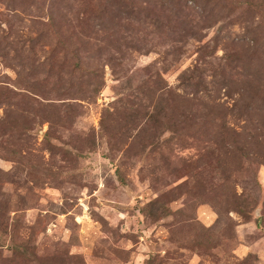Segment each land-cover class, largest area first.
Listing matches in <instances>:
<instances>
[{
  "label": "rangeland",
  "instance_id": "1",
  "mask_svg": "<svg viewBox=\"0 0 264 264\" xmlns=\"http://www.w3.org/2000/svg\"><path fill=\"white\" fill-rule=\"evenodd\" d=\"M262 2L0 0V264H264Z\"/></svg>",
  "mask_w": 264,
  "mask_h": 264
},
{
  "label": "trees",
  "instance_id": "2",
  "mask_svg": "<svg viewBox=\"0 0 264 264\" xmlns=\"http://www.w3.org/2000/svg\"><path fill=\"white\" fill-rule=\"evenodd\" d=\"M263 5H264L263 2L262 3H259V4L258 3H255V7L254 8L261 10L262 9L261 6H263ZM261 12H262V14H264V11L261 10ZM240 212L245 213L243 210H241Z\"/></svg>",
  "mask_w": 264,
  "mask_h": 264
}]
</instances>
